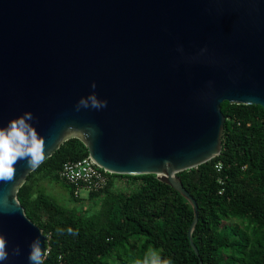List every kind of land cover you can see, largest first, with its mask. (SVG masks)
<instances>
[{"label": "water", "instance_id": "obj_1", "mask_svg": "<svg viewBox=\"0 0 264 264\" xmlns=\"http://www.w3.org/2000/svg\"><path fill=\"white\" fill-rule=\"evenodd\" d=\"M93 91L107 107L77 111ZM224 102L264 108V0H0V127L31 112L43 162L78 139L102 170L156 175L193 207L198 257L199 206L178 174L221 155ZM15 168L0 182V264H29L37 237L46 253L18 199L37 168Z\"/></svg>", "mask_w": 264, "mask_h": 264}, {"label": "trees", "instance_id": "obj_2", "mask_svg": "<svg viewBox=\"0 0 264 264\" xmlns=\"http://www.w3.org/2000/svg\"><path fill=\"white\" fill-rule=\"evenodd\" d=\"M221 108L226 117L221 155L178 174L199 206L193 241L200 257L188 236L193 207L156 175H113L126 182V191L111 180L90 194L101 199L94 212L52 198L45 181L62 183L72 201L82 203L59 175L65 163L89 155L80 140L71 139L18 192L27 216L44 230L49 254L43 264H145L156 251L171 264H264V108L229 102ZM69 227L78 234L69 235Z\"/></svg>", "mask_w": 264, "mask_h": 264}, {"label": "clouds", "instance_id": "obj_3", "mask_svg": "<svg viewBox=\"0 0 264 264\" xmlns=\"http://www.w3.org/2000/svg\"><path fill=\"white\" fill-rule=\"evenodd\" d=\"M91 87L96 88L95 82ZM93 108L100 110L107 107V101L98 99L93 91L86 98L82 97L76 110L81 108ZM34 117L31 112H25L22 116L11 119L6 126L0 127V182L9 183L15 179V165L20 161H25L30 170L38 168L46 158V143L36 128L30 123ZM58 234H64V229L57 227ZM69 235H77L78 230L71 227L67 229ZM29 264H43L45 255L41 247L39 237L32 240L29 245ZM21 249L15 246L11 250L12 256H19ZM9 260L8 241L3 234H0V262ZM145 264H171L170 260L163 259L162 255L156 251L146 257Z\"/></svg>", "mask_w": 264, "mask_h": 264}, {"label": "built area", "instance_id": "obj_4", "mask_svg": "<svg viewBox=\"0 0 264 264\" xmlns=\"http://www.w3.org/2000/svg\"><path fill=\"white\" fill-rule=\"evenodd\" d=\"M223 164L221 162L216 164V169L219 173L223 171ZM60 179L66 182L68 185L74 188V194L76 198H81V191L83 189L89 191L90 194L98 193L104 190L111 180L114 182V187L118 186L121 179L114 177L108 171L99 168L91 159L90 155L76 161H69L65 163L60 171ZM122 181V180H121ZM224 184V179L219 181ZM127 185V184H126ZM224 190L220 193L222 194ZM47 242V241H46ZM49 254V249L46 248L44 259Z\"/></svg>", "mask_w": 264, "mask_h": 264}, {"label": "rangeland", "instance_id": "obj_5", "mask_svg": "<svg viewBox=\"0 0 264 264\" xmlns=\"http://www.w3.org/2000/svg\"><path fill=\"white\" fill-rule=\"evenodd\" d=\"M118 186L115 189L118 190H125L127 187L126 182L119 181V183H116ZM43 187L45 191L54 198L59 204L62 206L73 208V207H79V208H86L91 212L97 211L99 209V205L101 203V199H91V195L89 191L83 189L81 191V204H76L72 201L69 190L67 187H65L62 183H49L48 181L43 182ZM126 191V190H125Z\"/></svg>", "mask_w": 264, "mask_h": 264}]
</instances>
